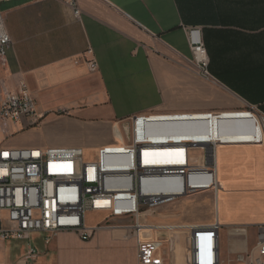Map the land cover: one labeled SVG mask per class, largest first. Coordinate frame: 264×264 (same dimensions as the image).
Returning a JSON list of instances; mask_svg holds the SVG:
<instances>
[{"label": "crops", "instance_id": "crops-1", "mask_svg": "<svg viewBox=\"0 0 264 264\" xmlns=\"http://www.w3.org/2000/svg\"><path fill=\"white\" fill-rule=\"evenodd\" d=\"M76 2L79 18L63 0L0 2L11 39L0 66V92L24 80L43 115L37 124L28 117L9 122L7 132L0 131V147L75 145L96 154L116 141L113 127L134 115L220 112L212 113L219 144L215 190L144 209L140 220L166 226L217 222L220 264H240L238 257L253 248L256 228L264 224V140L250 141L256 126L247 113H264V0ZM189 28L199 29L215 82L199 77L189 63ZM185 123L187 130L178 135L198 136L188 129L192 122ZM197 164L198 172L208 170L201 153ZM102 218L101 212L85 215L92 229L87 239L64 230L48 245L40 233L1 242L0 264H140L136 238L122 227L97 228ZM149 233L162 240V264H189L188 230ZM31 244L39 255L23 263Z\"/></svg>", "mask_w": 264, "mask_h": 264}, {"label": "built area", "instance_id": "built-area-1", "mask_svg": "<svg viewBox=\"0 0 264 264\" xmlns=\"http://www.w3.org/2000/svg\"><path fill=\"white\" fill-rule=\"evenodd\" d=\"M9 1L13 0H0ZM63 1L79 18L76 0ZM187 37L191 52L188 60L195 73L215 82L208 68L209 57L199 29L189 28ZM10 46L11 39L0 12V66L5 65ZM88 66L91 71L96 70L95 59H88ZM247 113L256 126L250 141L264 140V113L256 108ZM150 114L132 117L130 143L125 144L116 137L115 142L100 146L93 159H86L83 148L75 145L0 147V243L29 240L34 233H40L44 244L48 245L57 232L64 230L74 231L80 238L87 239L92 229L86 225L85 215L101 212L103 218L97 228H125L136 238L140 264H162L163 261L160 255L162 240L148 237L146 233L177 228L189 231V264H220L217 222L209 226H166L140 220L144 209L156 208L186 194L215 190L218 184L213 178L216 173L215 151L211 155L209 152L207 159L212 165L205 164L208 170L204 173L198 172V164L192 162L190 150L198 148L191 145L179 148L184 150L186 160L188 156V166H165L157 162L144 164L143 153L154 149L151 147L154 142L143 131L139 133L138 128L134 134L133 124ZM23 117L32 118L37 124L43 115L37 113L35 98L25 81L19 79L15 89L0 92V131L6 133L9 122ZM113 131L115 136L121 133L119 127ZM191 178L194 183L190 182ZM117 217H127L131 222L115 224L113 220ZM38 255L39 250L31 244L21 262L33 261ZM237 262L264 264V224L256 228L253 248L239 256Z\"/></svg>", "mask_w": 264, "mask_h": 264}, {"label": "bare ground", "instance_id": "bare-ground-1", "mask_svg": "<svg viewBox=\"0 0 264 264\" xmlns=\"http://www.w3.org/2000/svg\"><path fill=\"white\" fill-rule=\"evenodd\" d=\"M208 114L211 115L209 116ZM147 117L148 118L141 119L138 123L134 122L133 124L134 134L135 129L138 128L139 133L143 131L142 133H145L151 138V141L154 142V145H151L154 149L147 150L143 153L142 160L145 165L157 162L165 166H188V156L186 160L184 150L179 149L180 147L191 145L202 148L207 144L215 143L213 119L212 113L210 112L153 113ZM186 121L192 122L191 127L188 129L192 133L198 135L189 136L192 137L189 140H184L178 135L182 133V131L187 130ZM113 128H118V126H114ZM167 134H176V137L165 138ZM116 137L117 136H115V138ZM119 140L122 141L123 139L121 138ZM175 141H177V143H174ZM165 143L168 145H164Z\"/></svg>", "mask_w": 264, "mask_h": 264}, {"label": "rangeland", "instance_id": "rangeland-1", "mask_svg": "<svg viewBox=\"0 0 264 264\" xmlns=\"http://www.w3.org/2000/svg\"><path fill=\"white\" fill-rule=\"evenodd\" d=\"M185 112H187V111H185ZM155 113H157V112H155ZM161 113H167V112H161ZM214 113L217 114V113H220V112H214ZM145 114H150V113H144V115ZM132 117L131 118H128V120L121 121L119 123V125H118L119 130H120V132L123 135V140H124L123 143H125V144L131 142V138H132ZM112 131H113V129H112ZM112 133H113V136H114V131ZM111 143H113V142H111ZM217 145H219V144L218 143H216V144H209L207 146H204L203 148H200V150H197V149H194L193 150V149H191L190 151L193 153L192 156H191V158L193 159V161H192L193 164L194 165L197 164V162H198V154L201 153L202 155H204L205 164L210 163V166L209 167H211V165H212L211 164V160L208 161L207 156H208L209 152H210V155H211L213 151H216ZM95 155H96L95 152L94 151H91V152H89L87 154L85 153V158L86 159H93L95 157Z\"/></svg>", "mask_w": 264, "mask_h": 264}]
</instances>
